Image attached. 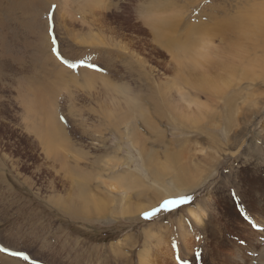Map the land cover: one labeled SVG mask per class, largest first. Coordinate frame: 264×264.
Returning a JSON list of instances; mask_svg holds the SVG:
<instances>
[{
	"label": "rangeland",
	"instance_id": "rangeland-1",
	"mask_svg": "<svg viewBox=\"0 0 264 264\" xmlns=\"http://www.w3.org/2000/svg\"><path fill=\"white\" fill-rule=\"evenodd\" d=\"M103 1L112 7L84 10L86 6H77L70 13L66 0H0V264H226L222 256L233 257L227 264H264V85L241 83L240 89L232 90L240 96L228 112L223 106L213 108L205 97L199 101L193 91V99L213 110L195 116L196 123L186 118L183 123L177 116L188 115L185 104L174 89L173 102L168 104L161 89L175 81L178 64L152 28L167 18L177 25L171 36L179 41L180 35L185 37V25L215 26L225 15H237V5L241 18L247 19L243 30H248L257 19L264 23V10L260 14L255 9L262 0ZM148 4L165 8L149 9ZM201 33H195L197 42L214 31ZM77 38H84L85 44ZM209 40L213 44L209 60L237 59L220 56L218 34ZM59 69L66 74L58 78ZM86 72L112 86L110 95H103L106 91L100 80L86 84ZM180 84L189 92V87ZM111 89L114 93L124 90L128 95L121 101L128 99V103L110 100ZM37 96L44 98L49 110L56 109V120L64 128L62 136L71 151L64 153L69 166L75 167L73 151L81 154L80 166L94 180L87 189L105 202L102 214L76 219L58 207L60 199L70 196L71 182L62 163L50 160L46 153L48 143L37 133L43 130L41 117L32 121L36 117L32 112L38 114L34 107L45 110L36 105ZM149 96L155 100L152 104ZM155 107L165 115L163 120L154 116ZM255 108L260 110L258 115L251 113ZM145 117L154 124L152 132ZM236 125L241 129L238 138ZM138 134L147 142H141ZM158 137L161 143L155 144ZM143 143L162 165L169 164L165 158L169 151L181 156L177 172L159 171L153 158L144 163ZM249 144L255 149L248 150ZM181 168L189 173L191 184V190L183 193L173 182ZM158 171L165 175L162 181L155 177ZM127 175L128 184L133 178L141 180L139 191L145 193L138 199L134 187L128 202L136 207L129 210L130 215L123 213L129 203H123L121 196H115V201L104 193ZM255 179L263 184L256 193L251 189ZM156 182L161 188H156ZM163 187L170 189V195L156 204V195L165 193ZM168 201L176 203L163 207ZM153 202L146 212L152 216L139 214L138 207ZM194 212L199 213L202 227L194 220Z\"/></svg>",
	"mask_w": 264,
	"mask_h": 264
},
{
	"label": "bare ground",
	"instance_id": "bare-ground-1",
	"mask_svg": "<svg viewBox=\"0 0 264 264\" xmlns=\"http://www.w3.org/2000/svg\"><path fill=\"white\" fill-rule=\"evenodd\" d=\"M66 1H69L70 2V4H69V2L67 3V7L70 9V13L73 12V9L75 10V8H78V7L82 8L83 6H86L84 8V10H87V9L88 10L89 9L97 10L98 8L99 9L102 8L101 10H103V8H106V7L108 8L109 5L111 6V4H109L107 1H103V0H66ZM218 2L219 1H217L215 3H218ZM107 3H108V5H107ZM149 5L150 4H148V6ZM218 5H219V3H218ZM240 5H241V3L239 4V6ZM162 6L163 5H161V4L160 5L152 4L148 8L149 9H151V8L152 9L153 8H157V9L160 8L161 9ZM72 7H74V8H72ZM213 7H215V5ZM164 8L162 10H164ZM235 9H236V11H239L237 15H235L233 17L232 16L231 17H226V15H225L221 21L217 20V18H216V16H218V14L220 13L219 12V9L215 10V11H217L216 16H213V14L211 13L212 16L215 17L213 19H215V20L218 21V22H216V25L215 26L213 25V26L207 28L206 25H204L206 27V28H204V26L202 27L199 23H198V25H190V26L189 25H185L186 26L184 28L185 31L183 32V34L185 35V37L183 35L184 38H182V36L180 35L179 41L176 40V37H172L171 36V34L174 32L175 27L177 25L176 26L173 25L172 24V21H170L169 19H167V18L161 19L160 22H158L155 26L152 27V28H154L153 31L155 33V34L153 33V35H155L156 39H158L161 42L162 47L165 48L168 52L171 53L172 59L175 62H177V64H178V66L176 68L177 74H176L175 79H174L175 81L168 82L167 85L165 84L166 86L164 85L163 88H161V89H163L162 90L163 91V96H164L163 100L165 102H167L168 104H172V102H173V100L171 99V90L172 89H174V91L177 92V95L179 96L180 102L183 103V104H185V107H186V109L188 111V115L186 116L185 114L182 115L180 113L177 116V119L180 118V121H182L183 123H184L185 118H186V120L188 122L196 123V121H194L193 118H195V116H199V115L202 116L205 113V109H207L210 112H212L213 108H217L218 109L219 107L222 108V106H223V108L226 109L225 112L226 111L228 112L229 107L232 104H234L236 98L240 96L239 94H235L234 92H232V90H234L236 88H239L240 89L241 83L248 82V81L255 83V82L260 81L258 83H261V84L264 85V23L262 21H260L259 19H257L252 27L250 25V28L248 30L247 29L243 30L244 27H245V25H246V22H247L246 20L247 19H245V18L242 19L241 18L243 16V15H241V6L240 7H237V5H235ZM255 9L258 11V13L261 14V11L264 10V0H262V3L261 4L255 6ZM104 10L106 11V9H104ZM107 11H108V9H107ZM220 11H223V10L221 9ZM224 11L226 13L227 9L224 10ZM205 12L202 11V13H205ZM227 13H228V11H227ZM242 13H244V12H242ZM204 15H206V14H204ZM208 17H209V15H208ZM71 18H73V17L70 16L69 19L72 20ZM198 18L200 19L199 16H198ZM246 18H248V16H246ZM250 21H252V20H249V22ZM209 30H213L214 31V33L211 34V36H213L215 33L218 34V36H219V39H220L219 42L221 44H220V47L217 48V49L218 50L220 49V56H222V57H225V55H226V57H228V56H232L233 57L234 56L235 58L238 59V60L236 59L237 61L234 59L233 60L234 63H233V61H229L227 59L228 61H220V63H218V62L216 63V62H213V61L209 60L210 58H208V56H209V53L212 51V45H213L211 43V40H209L211 36L209 34L206 38H203V37H205L207 35L206 33H209ZM239 30H241V31H239ZM196 32H202L201 34H203L204 32H206L205 33L206 34L205 36L204 35H203V37L200 36V38L202 39L200 42H197V39L194 38L196 36V34H195ZM80 40H82L83 41L82 43L85 44L84 38L78 39L76 41H80ZM106 41H109V40L106 39ZM232 41H234V42H232ZM240 41H241V43H240ZM88 42L90 43V41H88ZM88 42L86 41V43H88ZM201 42H204V43H201ZM92 43H94V41ZM96 44H97V42H96ZM98 45H100V44H98ZM213 57H215V56H213ZM48 58L51 59V57H48ZM231 59H233V58H231ZM238 61H239V64L237 63ZM235 63H237V64H235ZM230 64H233V65H230ZM41 65H43V64L41 63ZM55 65L56 64H54L53 66H55ZM43 66H45V65H43ZM240 67H241V71H242L243 74L241 73V77L239 78L237 76H238V74H240V70H239ZM58 72H61L60 69H59V71H57L55 73H58ZM257 72H259V76L256 75ZM250 73H252L253 75H251ZM60 74L61 75L62 74L64 75L66 73H62V72L61 73H58L57 74L58 75V78H59V75ZM57 75H56L55 78H57ZM84 76L87 77L86 84H87L88 80L91 81L90 82L91 84H92V82H94L93 85H95V82H96V84H99V82H97V80L102 81L98 77L97 78H94L95 75L92 74V73L86 72V73H84ZM234 76H235V78H234ZM61 77H63V76H61ZM61 77H60V79H61ZM45 78L46 77H44V79ZM229 78L231 79V81L228 80ZM61 80H63V78ZM93 80H95V81H93ZM57 82H58V80H57ZM101 83H103V81ZM180 83L184 84V86L189 87V92H187V91L185 92V91L182 90V88L178 87L179 85H181ZM86 84H85L84 87H86ZM261 86L262 85H260V87ZM109 87H112V86H107V83H105V82L103 83V85H102L101 88H102V91L103 90L106 91L103 94L104 96L105 95H107V96L110 95L109 94V90H110ZM45 91L47 93L48 90H45ZM115 91L116 90H114V92ZM117 91L120 92V93H117L116 92L117 95L114 96V94H116V93H114L113 92V89H111V92H110L111 93V96L110 97H112V98H110V97L109 98H110V100L113 99V100H116L118 102L120 101L119 103L122 102L121 104L123 105L124 99H123V101H121V98L127 97L128 94L127 95H124V93H122L124 90L123 91L121 90L122 91L121 92L118 89ZM193 91H195L197 93V96H198V97L197 96H194V98L197 97L198 100L200 101V99H199L200 97H205L207 99L206 101H209L213 105L212 106L213 108L212 109L211 108H208L207 107L208 104L205 105L203 103H199L198 101H196V99H193L191 97V95H190L191 92H193ZM99 92H101V91H99ZM41 93H43V92H41ZM43 95L45 96L46 94H43ZM38 96H40V95L38 94ZM38 96H37V100H35L37 102L36 105L37 106H42V107L44 106L43 108L45 110H43V111L42 110H36V108L33 106L35 108L34 109L31 106L32 105L31 104L30 105L31 108L29 107L30 108L29 110L31 111V109L33 108L32 110L34 112L36 111L38 113V114H36V113H33L31 111L32 114H34L33 117L36 116L34 119L32 118V121L33 120H36L37 115H38V118L41 117L39 119V121H40V125L43 126V128L41 127V130L42 129L43 130H42V132L40 130L41 133H39V132H37V133L40 135V138L41 139H43L45 142L48 143L46 145L49 146L48 149H47L49 153L48 152H46V153L49 154L50 160L51 159H54L55 162L62 163L63 170L66 173V175L69 177L70 182H71V183H69V186H71V192L69 190V194L71 193L70 196L68 195L69 196L68 199L63 200V201H61V199H60V202L57 204L58 207L61 208V211L63 212L64 215H69V216L72 215L73 218L76 217V219H83L84 220V218H87L89 216H98L99 214H102L104 212V210L102 209V207L104 206V203L105 202L103 203L101 200H99L98 198H96L95 196H93L92 194H90V191L88 190L89 189L88 188L89 187L88 185H92V183H93L94 180L92 181V177L89 175V173L86 174L82 170V167L80 166V163H79L80 162V159H81V154L78 153L77 151H73V154H75V156H76L75 161L73 160L75 162V167L74 166H72V167L69 166V163L67 161L68 157L66 159V157H64V153L67 154V152H66L67 150H68L69 153H71V151L68 148L69 147V143L67 141L68 139L66 140V138H64L62 136L63 135V132H65V131H63L64 128L61 125H59V123L56 120V116H55V112H54L56 109L54 110V108H52L53 111L51 109L49 110L48 107H47V102L44 101V100H42L44 98H42V99L40 98L42 96V94H41L40 97H38ZM48 96L49 95H47V97ZM101 98H102V94H101L100 99ZM105 98H107V97H105ZM125 99H127V98H125ZM33 100H31V101H33ZM201 100L203 101L204 99H201ZM47 101H48V99H47ZM147 101L150 102V103L152 101L155 102V100H153L151 96L148 97ZM127 103H128V99H127L126 103L124 102V106ZM33 104H35V102ZM130 104L131 103L129 102V105ZM129 105H127V106H129ZM124 106H122L121 109H126V107H124ZM132 107L135 108V106H132ZM133 108H130V109L132 110ZM259 109H256V108L253 109V111H251L252 115L254 113H257V115H258L259 114V111H260ZM114 110H115V108H114ZM131 110H129L130 113H131ZM136 111H138L137 108H136ZM132 112H134V111H132ZM154 112H155V115L154 116H158L161 120H163L165 118V115L162 112H160V110L158 109V107H155V111ZM124 113L122 114L123 116H124ZM142 113H143V111H142ZM126 115L129 116L128 114H126ZM125 117L126 116H124V118ZM148 119L145 117V121L149 125L147 129H149V132L150 131L152 132V129L154 128V124H152L153 122L151 123ZM227 121H229V119ZM236 126H237V129H238L239 126L238 125H236ZM32 127L34 129L35 134H36V131L37 130H36V127H34V124H33ZM187 128H189V127H187ZM127 130H130V129L127 128ZM199 130H201V129H199ZM240 134H241V129L239 128V130H237L235 132L236 138H238L240 136ZM136 137L139 140H141V142L142 141L145 142V143L147 142V141L144 140V138H142V136L140 134H138V136H136ZM40 138H39V140L42 143L43 140H41ZM158 139H159V137H158ZM145 143H143V145L142 144H140V145H142V147H143L145 145ZM158 143H161L160 142V139L157 142H155V144H158ZM164 143H165V141H164ZM176 144H177V142H176ZM249 145L250 146H248V150L255 149L254 145H252V144H249ZM144 147H143V151L146 153V157L143 155L144 163H146V162L149 163L152 160V158H153V160L155 161L156 166L158 167L159 171H162L163 173H167V172H177V168H178V165L180 163L181 156H178V154H176L174 152H170L169 150L166 149L169 152L166 153V157L165 158H167L166 161H168L169 164L162 165L155 158V156H156V155H154L155 153L152 150H148V149H146ZM169 147L172 148L170 145H169ZM150 154H152V157H150ZM90 165H92V163ZM92 166H94V165H92ZM181 166H184V165H181ZM150 168H152V167L150 166ZM179 170L180 171L178 173H176V175H173L174 176L173 177V182L175 184L176 189H178V192L179 193H183L184 189L191 190V188H189L191 186V184H189V182H190L189 181L190 180L189 177L190 176L189 177L187 176V175H189V173H186L185 170H184V168H181ZM159 171H158L157 174H155V177L157 178V180H159V181L161 180L162 181L163 178L165 177V175L164 174H161ZM162 175H163V177H162ZM128 176L129 175H127L126 177L119 178V180H117L116 185H113L111 183L112 185L108 186L109 189H105L104 193H106V195H108V196H110V195L114 196V198H112L114 200L116 198L115 196H121L122 197L121 199H123L122 200L123 203H129L128 204V210H124L123 213L124 214H127V215L128 214L130 215L132 213H130L129 210H131L132 208H135L136 207L135 205L133 206V203L128 202V200L129 201H132L131 199H132L133 196H132L131 193H132L133 190H135L134 187L137 188V192H136L135 196L137 195V198L138 199L141 200L144 197V194L145 193L143 194V192H140L139 191V188H141V187H140V184H137V183H139L141 180L140 181H133L134 180V178H133L129 182V184H128V182H127V177ZM116 179H118V178H116ZM158 182H156V188H161L160 186L162 184H159L161 182H159V183ZM106 185H108V184H106ZM261 187H263L262 181L255 179L254 180V183L251 186L252 192L256 193L257 189H259ZM163 188H162V190H163ZM165 188H166V186H165ZM165 188H164V190H165ZM68 189H67V192H68ZM126 192H128V193L130 192V193L128 194ZM122 194H124V195H122ZM169 195H170V189L165 190V193L164 194L159 195V196L156 195V198H155V201L154 202H156V204H157L158 202H161L165 196H169ZM112 196H110V197H112ZM261 198H263V197H261ZM108 199H109V197H108ZM255 199H258V198L256 197ZM109 201H110V203H112L111 200H107V202H109ZM154 202H153V204H151V205H149L147 207H142L141 209H139V207H138V212L140 211L139 214H142V213L144 214V213L150 211L151 210L150 208L155 205ZM253 202H256V201H254V199H253ZM82 215H84V216H82ZM192 215L194 217V220L196 222H198L199 225L202 227L204 224H203V221H201V219L199 217V213L194 212V213H192ZM147 254L145 255V257H147ZM220 257H221V255H220ZM222 257H224L223 259L227 263L230 260H233V257L232 258L225 257V256H222ZM237 257H239L237 259L241 260L240 259L241 256L239 254H237ZM144 259H145V261H147V258H144ZM236 262H237V260H236ZM238 263H240V261ZM145 264H147V263H145ZM235 264H237V263H235Z\"/></svg>",
	"mask_w": 264,
	"mask_h": 264
},
{
	"label": "snow or ice",
	"instance_id": "snow-or-ice-1",
	"mask_svg": "<svg viewBox=\"0 0 264 264\" xmlns=\"http://www.w3.org/2000/svg\"><path fill=\"white\" fill-rule=\"evenodd\" d=\"M74 66V65H73ZM176 203V201H168V202H166L165 203V205L163 206V207H165V208H168L170 205H174ZM154 213H151V212H149V213H145V216L146 217H150V216H152ZM20 253H17V255H19ZM25 259H28V257H24Z\"/></svg>",
	"mask_w": 264,
	"mask_h": 264
}]
</instances>
